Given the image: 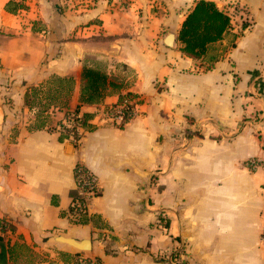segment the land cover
Returning <instances> with one entry per match:
<instances>
[{"label": "crops", "instance_id": "0c3cea01", "mask_svg": "<svg viewBox=\"0 0 264 264\" xmlns=\"http://www.w3.org/2000/svg\"><path fill=\"white\" fill-rule=\"evenodd\" d=\"M211 1L241 9L194 59L176 36L195 0H0L4 264H70L59 253L82 252L57 235L89 239L101 264H171L175 254L176 264H264V171L245 166L264 158V0ZM83 64L110 77L124 66L121 92L139 96L137 115L97 123L95 106L117 102L112 93L80 106L90 116L77 146L60 138L62 111L29 128L26 87L70 75L74 108ZM76 164L99 189L84 222L69 211Z\"/></svg>", "mask_w": 264, "mask_h": 264}, {"label": "trees", "instance_id": "16d2710c", "mask_svg": "<svg viewBox=\"0 0 264 264\" xmlns=\"http://www.w3.org/2000/svg\"><path fill=\"white\" fill-rule=\"evenodd\" d=\"M230 26V16L226 10L219 9L211 0H195L193 6L186 13L177 31V42L179 50L184 55L197 59L200 58L206 51L207 46L219 40L223 33ZM74 79L72 76L51 75L46 80L41 81L36 85L26 87L23 94V101L27 107H31L30 98L39 96L44 100L42 110L39 115H35L34 127L31 129L40 128L45 124V115L55 110L63 112V119L70 118L73 122L72 126V141L74 146L78 145V139L82 132L76 131V126L86 129L89 125L87 120L89 113L81 112V105L99 104L103 99L112 93L118 94V100L124 96H132L135 93L125 91L123 89V81L116 80L109 76L106 70L83 64L80 71L78 104L74 108H69L68 102L73 90ZM45 88V90H43ZM38 117H41L40 119ZM57 126H61L59 130L60 138H68L70 132L67 128H63L62 120H59ZM78 194L77 189L72 192V198ZM86 216L79 218V222H84ZM12 225L8 222L3 226L0 234V264L7 261V248L4 240L6 231L11 230ZM61 260L76 264H90L88 258H82L81 254L74 252L72 255L66 252H60ZM93 264H101V260L95 257Z\"/></svg>", "mask_w": 264, "mask_h": 264}, {"label": "built area", "instance_id": "2783aa9c", "mask_svg": "<svg viewBox=\"0 0 264 264\" xmlns=\"http://www.w3.org/2000/svg\"><path fill=\"white\" fill-rule=\"evenodd\" d=\"M239 6H231L227 11L230 19H233L236 11L240 10ZM140 103V98L137 94L132 96H124L121 100L113 104H109L105 107H100L99 105L95 106L93 115L97 123L108 121L111 124L121 127L137 115V107ZM63 128H67L70 132V138H72V126L73 122L70 118L62 120ZM58 130H62L61 126L57 127ZM76 131L82 132V128L76 126ZM79 140V139H78ZM245 166L249 169H254L255 167H261L264 171V158H249L245 161ZM73 178L75 181V189H77V196L71 199L70 203V215L73 219H79L81 216H86L89 199L93 196L99 194V189L97 186L96 176L87 168L81 164H76L73 168ZM7 221L0 217V234L2 233V228L5 226ZM260 239L264 243V215H263V225L260 232ZM82 258H88L93 264L95 262L94 256H87L83 253H80ZM172 255V254H171ZM176 255V254H175ZM172 256L169 259L171 264H176V256ZM76 264V263H70Z\"/></svg>", "mask_w": 264, "mask_h": 264}, {"label": "water", "instance_id": "95a60500", "mask_svg": "<svg viewBox=\"0 0 264 264\" xmlns=\"http://www.w3.org/2000/svg\"><path fill=\"white\" fill-rule=\"evenodd\" d=\"M174 38H175L174 33L168 32L165 35V39H164L165 40V43L167 45H172ZM53 240H56L57 242H60V243H64L67 246H69L71 248H74V249L82 252L83 254L91 257L90 249H89V244H88L89 239L85 240V243L83 244L82 242L77 241V240H75V239H73L71 237L57 235V236H54L53 237Z\"/></svg>", "mask_w": 264, "mask_h": 264}, {"label": "rangeland", "instance_id": "374dc122", "mask_svg": "<svg viewBox=\"0 0 264 264\" xmlns=\"http://www.w3.org/2000/svg\"><path fill=\"white\" fill-rule=\"evenodd\" d=\"M95 67H99V68L105 69L103 66L96 65ZM117 69L118 70L114 73V75H112V74L111 75L116 80H122V78H124L126 76V73H127L126 72V68L124 66H122V65L121 66L119 65V67H117ZM47 78L43 79V81L46 80ZM43 90H45V88ZM32 97L33 98H30L29 99L30 100V105H31L30 108L34 110L35 115H39L40 114V111L42 110V104H43L44 100L47 101V99H43V95L42 94H41V97H42L41 100H40L39 96H37V97L36 96H32ZM7 98L9 100H11L10 97H7ZM50 114L51 113L46 114L45 115V119H47V117H49ZM38 118L40 119L41 117H38ZM54 119H52V120H54ZM28 127L29 128H32V127H34V125L33 124H30ZM189 133L191 134L192 132H189Z\"/></svg>", "mask_w": 264, "mask_h": 264}]
</instances>
